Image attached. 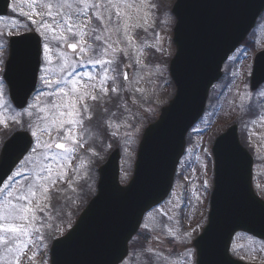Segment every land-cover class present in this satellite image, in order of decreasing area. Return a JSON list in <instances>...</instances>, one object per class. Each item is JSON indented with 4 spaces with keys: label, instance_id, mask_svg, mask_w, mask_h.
<instances>
[{
    "label": "snow or ice",
    "instance_id": "6c2138e0",
    "mask_svg": "<svg viewBox=\"0 0 264 264\" xmlns=\"http://www.w3.org/2000/svg\"><path fill=\"white\" fill-rule=\"evenodd\" d=\"M12 12L17 18L0 15V108L13 114L5 119L0 112V124L6 129L10 120L24 132L6 170L0 158V264H33L68 219V193L86 183L80 150L89 139L104 147V136L118 137L121 129L131 143L139 131L155 102L146 85L162 75L156 60L164 48L156 0H24L14 2ZM85 65L97 71L80 72ZM13 84L21 92L14 108L4 100ZM24 115L28 119L18 118ZM257 161L264 168V156ZM185 181L187 204L208 191L207 180L198 187ZM74 229L56 237L53 247ZM152 253L146 249L145 264H153Z\"/></svg>",
    "mask_w": 264,
    "mask_h": 264
},
{
    "label": "water",
    "instance_id": "95a60500",
    "mask_svg": "<svg viewBox=\"0 0 264 264\" xmlns=\"http://www.w3.org/2000/svg\"><path fill=\"white\" fill-rule=\"evenodd\" d=\"M6 3L8 0H0V15H6ZM173 6L176 53L169 70L176 94L145 129L126 186L118 183L117 151L98 168V194L69 230L75 228L63 245L59 249L52 246L51 264H117L127 255L128 240L144 212L169 193L186 131L202 115L222 63L254 26L264 0H176ZM255 55L252 90L258 81H264V73L255 72L264 69V50ZM8 87L15 106L21 101L20 89L16 84ZM22 135L23 131L13 134L1 149L5 170ZM212 153L214 188L207 225L193 242L196 264H245L230 256V240L239 230L264 240V202L253 192L251 158L239 144L236 126L216 139Z\"/></svg>",
    "mask_w": 264,
    "mask_h": 264
},
{
    "label": "rangeland",
    "instance_id": "374dc122",
    "mask_svg": "<svg viewBox=\"0 0 264 264\" xmlns=\"http://www.w3.org/2000/svg\"><path fill=\"white\" fill-rule=\"evenodd\" d=\"M9 1V12L6 17L17 18L16 14L12 12V4L14 2L21 3L24 2V0ZM156 2L159 4V12L156 14V32L162 38L164 52L163 55L157 54L156 60V66L162 69V75H154L152 77V83L146 85L148 91L154 94L155 102L151 104V111L146 113V117L140 125L139 131L135 134L131 143H126L127 138L123 135L124 130L121 129L118 137L109 138L108 136H104V147H99L97 142L93 139H89L85 148L80 150V156L85 160V166L81 171L87 176L86 183L81 182L82 186L77 187L75 195L71 192L68 193L73 201L71 207L66 209L69 213L68 219L61 224L62 231L54 234L53 237L47 240L46 247H48V243L52 238L66 231L68 226L72 223L71 220L76 216L79 208L85 202L84 200L91 193L93 194L95 192L94 187L97 179L96 174L91 168L94 164L98 163V161L101 162L103 159L102 156H104L103 161L107 159L106 157L112 150V146L120 147V157L123 158H121L120 162V168H122L120 174L121 182L126 183L130 179L133 169L132 165L135 161V154L138 148L137 143L142 130L150 121L157 118L159 108L167 104V101L175 92L174 84L169 78L168 70L171 57L175 53L172 42L174 16L171 14L174 0H156ZM4 26L5 25L0 24V28ZM251 34V41H253L252 45L259 49L263 48L264 15ZM252 53L253 50H247L243 46L224 66L225 71L222 76V81L211 88L207 98V109L205 108L202 119L195 126L191 138L187 141V143H190V151L184 158L183 166L181 167V170L184 169V174L182 175L179 170V176L178 178L176 177L175 183L173 184V191L171 195H169L167 201L162 206L153 210V212L145 215L144 220L148 227L147 229L143 227V230L149 231H144L147 238H140L141 235L133 238L131 241V245L134 243L133 247L130 249V254L123 261V264H145V253L146 249L149 248L153 249V264H196V260L194 259L195 250H193L191 242L201 230V227L206 223L207 204L213 186L211 153L213 137L223 132L234 119L239 120L243 135L246 133V140L249 141L247 145L253 155L254 188L256 193L264 199V168L258 167L257 161L258 156H264L262 153L264 151V116L261 120L258 119L256 122L254 118L249 119L241 117L248 116L255 110V100L250 94L248 87V75L250 74L251 60L253 59ZM4 56L7 58L6 52ZM85 67L81 72L95 73L97 71V69L91 65ZM0 71H3V69H0ZM0 79H3V77H0ZM228 80L229 82L225 84ZM40 87L41 82L38 79L37 88ZM258 92H264V87L259 89L256 94ZM4 100L9 102L7 92ZM145 107H148V105H145ZM0 112L5 113V119L13 114L6 108H0ZM236 115L241 116L237 118ZM18 118L28 119L26 115ZM0 127H3L2 129L5 130L3 124H0ZM13 127L17 128L15 124L9 120L6 130ZM2 129H0V131ZM96 135H98V133L94 131L93 136ZM108 145H110V147ZM89 148L96 149L99 155L96 157L91 156L88 152ZM191 153L194 155L191 156ZM205 153L207 155H205ZM189 162H191L190 165L188 164ZM185 177H188L190 181L194 182L196 187H198L203 180L208 181V191L201 200L197 201L193 198L191 204H187L186 196H183L186 187ZM257 177H259V179H257ZM182 196L183 199H178ZM54 203L56 202L54 201ZM59 203H63V201ZM177 203H179V207H176ZM170 217L171 219H169ZM230 248L234 258H241L247 263H264V243L252 236H247L244 233L237 234ZM45 255L46 250L44 249L36 257L33 264H48V258L45 261Z\"/></svg>",
    "mask_w": 264,
    "mask_h": 264
},
{
    "label": "flooded vegetation",
    "instance_id": "af4514ba",
    "mask_svg": "<svg viewBox=\"0 0 264 264\" xmlns=\"http://www.w3.org/2000/svg\"><path fill=\"white\" fill-rule=\"evenodd\" d=\"M263 142V141H262ZM264 154V151L262 152Z\"/></svg>",
    "mask_w": 264,
    "mask_h": 264
}]
</instances>
